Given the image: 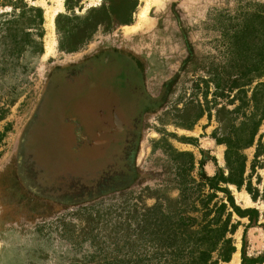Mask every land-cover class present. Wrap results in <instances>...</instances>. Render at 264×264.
Segmentation results:
<instances>
[{
  "label": "rangeland",
  "instance_id": "rangeland-1",
  "mask_svg": "<svg viewBox=\"0 0 264 264\" xmlns=\"http://www.w3.org/2000/svg\"><path fill=\"white\" fill-rule=\"evenodd\" d=\"M58 2L62 9L49 28L46 11ZM24 4L41 10V50L30 48L14 61L0 63V169L33 120L54 64H67L120 44L152 61L175 56L177 48L187 56L178 14L193 51L162 105L142 126L137 181L32 221L0 222V264H108L106 256L119 250L118 239L126 234L134 240V223L145 215L151 217L153 212L145 210L154 206L175 216L185 210L197 224L215 226L226 221L228 228L232 226L227 237L235 250L227 262L215 252L213 264H230L235 254L241 264L242 252L244 264H264V120L253 145L241 149L246 158L243 186L237 189L206 180L228 174L226 145L217 138L230 135V124L243 120L255 85L264 82V74L247 70L255 59L264 58V19L253 15H264V0H0V21L19 13ZM51 40L55 44L48 52L46 41ZM104 68L85 69L72 80H67L70 74L65 72L68 78L50 93L41 127L33 129L37 134L32 147L42 154L41 162L52 166L54 180L63 189H95L117 167L116 147L108 138L114 129L105 122L115 102L112 70ZM240 72L245 75L238 83L241 87L229 88L222 81V89H215L217 74L227 79ZM83 77L91 82L76 91L71 86ZM237 105H242L241 110L231 114ZM72 111L99 117L98 128L107 135L98 142L99 153L93 146L97 142L88 145L89 154L73 152L72 127L66 123ZM183 188H189V197L183 198ZM232 202L241 210L256 212L240 216Z\"/></svg>",
  "mask_w": 264,
  "mask_h": 264
},
{
  "label": "flooded vegetation",
  "instance_id": "flooded-vegetation-1",
  "mask_svg": "<svg viewBox=\"0 0 264 264\" xmlns=\"http://www.w3.org/2000/svg\"><path fill=\"white\" fill-rule=\"evenodd\" d=\"M177 20L187 48V56L182 48H177L175 56L152 61L144 54L120 44L106 46L94 54L67 64L56 63L50 68L35 116L22 130L15 152L0 169L1 223L15 224L42 218L67 206L130 187L137 181L141 175L136 158L142 126L153 115V111H157L162 105L193 51L179 14ZM102 66H105L104 70H112L110 83L112 80L114 107L110 110L109 119H101L113 126L114 130L108 138L116 147L117 167L111 174L104 176L95 189L74 192L73 189H63V184L59 185L54 180L52 166L40 161L42 154L32 147L33 134H37L33 129L41 127L39 125L44 120L45 106L52 100L50 93L68 78L65 72L70 74L67 80H72L85 69ZM153 70L156 72L155 76L150 77ZM76 80L71 86L76 91L91 82V79L86 81L84 77ZM66 123L72 127L70 137L75 141L74 153L84 150L82 154H89L88 145L91 142H97L93 146L100 152L102 147L100 148L98 142L107 135L102 134L98 128L99 117L72 111Z\"/></svg>",
  "mask_w": 264,
  "mask_h": 264
},
{
  "label": "trees",
  "instance_id": "trees-1",
  "mask_svg": "<svg viewBox=\"0 0 264 264\" xmlns=\"http://www.w3.org/2000/svg\"><path fill=\"white\" fill-rule=\"evenodd\" d=\"M253 15L264 19L263 14L256 12ZM41 24V10L27 4H24L19 13L12 12L6 19L0 21V63L14 61L30 48L36 47L40 51L43 36ZM247 70L249 74L255 71L257 76L263 75L264 58L255 59L254 63L247 66ZM244 77L245 75L241 72L230 75L227 79L217 74L215 89H222L224 86L221 84L222 81L228 83L226 86L229 88H239L242 85L238 86V83ZM247 77L248 81L253 78ZM246 106L250 110L247 113L243 112L244 118L239 124L236 125L233 122L230 124V135L217 138L218 143L226 145L225 162L228 174L226 176L219 174L206 180L233 184L237 189L243 186L246 158L241 153V149L253 145L259 126L264 120V82H258L255 85ZM241 108L242 105H237L230 110V113L235 115ZM204 177L207 176L204 174ZM194 191L198 195L199 189ZM182 196L189 197V188H183ZM232 207L240 216L256 212L253 209L241 210L233 202ZM145 211L153 212V215L147 218L145 215L134 223V240L126 234L118 239L121 243L118 244L119 250L110 255L111 257L106 256L107 261H110L108 264H213L212 258L215 252H218L219 260L227 262L235 250L231 238L227 237V232L232 226L228 228L226 221L215 226L209 222L197 224L194 216L185 210H181L175 216L172 211L161 210L160 206L150 207ZM190 211L194 209L191 208ZM157 213L160 216L156 215ZM125 247L127 251L123 250ZM244 263L245 258L242 252L241 264Z\"/></svg>",
  "mask_w": 264,
  "mask_h": 264
},
{
  "label": "bare ground",
  "instance_id": "bare-ground-1",
  "mask_svg": "<svg viewBox=\"0 0 264 264\" xmlns=\"http://www.w3.org/2000/svg\"><path fill=\"white\" fill-rule=\"evenodd\" d=\"M61 9H62L61 2H58V4L56 6L50 8L49 10L46 11V17L48 18L47 26L49 28H51L53 25L54 16ZM145 9H146V5H145V7H143V9H141L140 15H142L145 12ZM52 41L53 40L46 41V49L48 52L53 49V44H55L54 41L53 42ZM237 263H238V254L234 255V258L232 259V262L230 264H237Z\"/></svg>",
  "mask_w": 264,
  "mask_h": 264
},
{
  "label": "crops",
  "instance_id": "crops-1",
  "mask_svg": "<svg viewBox=\"0 0 264 264\" xmlns=\"http://www.w3.org/2000/svg\"><path fill=\"white\" fill-rule=\"evenodd\" d=\"M236 255V254H235ZM234 257V256H233Z\"/></svg>",
  "mask_w": 264,
  "mask_h": 264
}]
</instances>
